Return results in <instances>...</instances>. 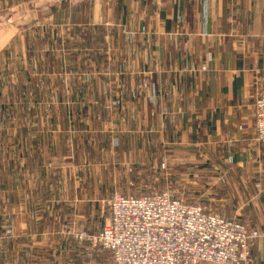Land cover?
Wrapping results in <instances>:
<instances>
[{"label":"crops","instance_id":"1","mask_svg":"<svg viewBox=\"0 0 264 264\" xmlns=\"http://www.w3.org/2000/svg\"><path fill=\"white\" fill-rule=\"evenodd\" d=\"M3 41L0 264H111L77 234L156 170L264 264V0H0Z\"/></svg>","mask_w":264,"mask_h":264},{"label":"built area","instance_id":"2","mask_svg":"<svg viewBox=\"0 0 264 264\" xmlns=\"http://www.w3.org/2000/svg\"><path fill=\"white\" fill-rule=\"evenodd\" d=\"M255 105V138L264 143V93ZM109 219L96 234L79 233L110 253L112 264H250L261 237L246 223L188 203L170 189L139 195L114 192Z\"/></svg>","mask_w":264,"mask_h":264},{"label":"rangeland","instance_id":"3","mask_svg":"<svg viewBox=\"0 0 264 264\" xmlns=\"http://www.w3.org/2000/svg\"><path fill=\"white\" fill-rule=\"evenodd\" d=\"M3 43H4V41L1 42V44H0L1 48H2ZM2 50H4V49H2ZM145 175L146 174H144V176H142L143 178H141L139 181L138 180L137 181L135 180L136 182L135 181H131L130 184H128V185H126V183H125V189L123 191H121V189H118L119 191H115V192H119L122 195L129 196V195L145 194V193H149V192L154 191V190L170 189V191L173 193V195L175 197H177V198H180V199H182V200H184V201H186L188 203H197V204L203 205V204H201V201H200V200H202V197H198L197 196V192H198L197 189L198 188H202V185H203L202 182H200L198 184L199 187L197 186L196 190L194 188L192 190H190V191H188L186 189L185 190L183 189L184 193H181V187L179 186V184H176V183H179V181H177L176 183L172 182L174 184L170 185L169 184L170 182L168 183V181L164 178V174L163 173H159V171H157V170H156L154 178H151V177L148 178ZM193 186H194V184H193ZM211 210L214 211V209H211ZM107 211H108L107 212V214H108L109 210H107ZM215 212H217V211H215ZM109 215L110 214H108V219H109ZM98 232H94V233L90 232L88 234H93L94 235V234H96ZM78 235L79 234H77V236ZM95 247L100 249L97 246H95ZM108 254H109L108 257H110V253L109 252H108ZM109 259L111 261V257ZM111 264H112V261H111Z\"/></svg>","mask_w":264,"mask_h":264}]
</instances>
